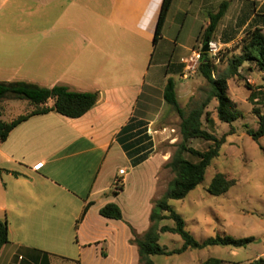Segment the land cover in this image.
Instances as JSON below:
<instances>
[{
	"label": "crops",
	"instance_id": "0c3cea01",
	"mask_svg": "<svg viewBox=\"0 0 264 264\" xmlns=\"http://www.w3.org/2000/svg\"><path fill=\"white\" fill-rule=\"evenodd\" d=\"M222 1L173 0L155 43L164 0H0V82L100 93L80 118L36 116L0 142V212L10 237L0 264H52L55 239L89 202L76 230L98 234L97 241L85 243L78 264L88 257L93 264H141L133 231L145 234L168 189L159 195L170 155L156 147L177 140L165 87L184 73L181 59L205 46L202 36ZM254 1L261 9L264 0H235L231 7L250 11ZM224 18L212 41L217 45L232 42L222 36ZM109 203L121 208L122 220L100 215ZM93 209L99 217L89 224Z\"/></svg>",
	"mask_w": 264,
	"mask_h": 264
},
{
	"label": "rangeland",
	"instance_id": "374dc122",
	"mask_svg": "<svg viewBox=\"0 0 264 264\" xmlns=\"http://www.w3.org/2000/svg\"><path fill=\"white\" fill-rule=\"evenodd\" d=\"M262 11L259 9V13H264ZM251 16L253 17L252 10L248 11L241 4H234L227 17L222 21L220 25L222 36L232 37L233 40L229 45L221 43V45H217L219 51L215 56L214 53H211V56L215 58L219 72H225L228 64L227 58L232 54L230 51L235 49L243 38L247 30V27L242 28L243 23ZM251 66L243 67V80L239 78L229 80V96L237 109L243 113V118L232 125L221 122L217 116L218 103L216 100H212L206 109L214 122L207 123L205 116L203 117L204 129L210 131L217 138L230 134L232 129L235 130V134L227 137V143L223 145L219 157L214 159L208 168L204 183L192 191L185 200H173L170 204L182 215L186 222V229L200 242L218 234L229 235L237 239L254 237L256 241L242 248L210 246L172 256L158 255L152 257L155 264H200L209 258L221 259L227 264H250L257 259H264V137L256 142L244 130L246 124L254 129L258 127L257 117L253 113L254 108H258L264 113V99L262 98L264 96V79L263 74L256 67ZM197 71L187 74V78H182L184 75L182 73L181 77L175 79L179 103L186 111H190L204 102L210 90L207 80ZM248 86L260 95L257 94L255 101L250 100L252 91ZM32 110L33 106L27 100L5 99L0 104V119L12 121ZM169 113L173 115L169 124L175 130L172 134L177 137V140L175 143L169 140L159 143L156 152L168 153L171 158L178 144L181 143L179 130L181 119L171 107ZM211 144L204 140L190 141V145L200 151L207 150ZM186 157L194 163L198 162L190 155H186ZM217 173H224L228 177L236 179V184L219 197L208 192ZM135 178L136 175L133 176V179ZM173 178V173L165 165L160 173L159 195L166 190ZM131 183L133 186L134 182ZM4 214L3 211L0 212V217L4 218ZM98 217L99 213L97 214L96 209H93L89 224L96 223ZM78 218L79 216L66 221L68 229L62 230L60 239H55L58 244L54 245L55 259L52 264H78L77 261L81 262V251L85 243L97 241L98 234H88L84 233L85 231L79 234V231L76 230ZM161 225L175 226V222L168 220L162 222ZM99 237H102V234ZM183 243L182 238L177 234L161 235L160 244L168 250L180 249ZM86 254L87 252L84 253V257ZM87 259L85 264H93L91 257Z\"/></svg>",
	"mask_w": 264,
	"mask_h": 264
},
{
	"label": "trees",
	"instance_id": "16d2710c",
	"mask_svg": "<svg viewBox=\"0 0 264 264\" xmlns=\"http://www.w3.org/2000/svg\"><path fill=\"white\" fill-rule=\"evenodd\" d=\"M233 1L235 0H223L219 6L218 12L211 14L210 24L202 36V43L204 45L210 44L213 41L217 28L221 20L226 16ZM239 1L246 2L250 0ZM172 2L173 0H164L163 2L155 34V43H157L162 36L163 27ZM252 4L253 7L251 10L256 17L248 25L243 38L237 44L236 48L230 51L232 54L227 58L228 64L225 72H219L215 64V58H213L209 52H202V59L197 72L206 79L210 85L208 97L204 102L198 104L192 110L186 111L179 103L177 81L174 78H169L166 84L165 101L181 119L179 125L181 143L178 144L176 151L166 164V167L173 173L174 178L170 182L163 197L155 203L154 209L150 215V228L143 236H138L135 231H133L134 238L132 239V243L139 249L141 264H155L152 257L158 255L172 256L175 254H182L188 250H201L210 246L242 248L256 241L254 237L237 239L229 235L218 234L215 237L200 242L186 229V222L182 215L170 204L173 200H185L192 191L204 183L207 170L214 159L219 157L223 145L227 143V137L235 134V130L232 129L230 134L217 138L210 131L204 129V116L207 123L214 122L210 113L206 112L211 101L216 100L218 103L216 110L219 120L223 123L232 125L234 122L243 118V113L237 109L235 103L229 96V80L232 78L243 80L242 69L246 64L256 67L263 74L264 79V13H259L258 6L260 2L254 1ZM261 9L263 10L262 12H264V4ZM231 40L233 39H230V41ZM248 88L252 91L250 100L255 101L259 95L258 92L257 95L250 86H248ZM262 98L264 99V96ZM5 99L27 100L29 104L33 106V110L18 116L12 121H3L0 119L1 143L7 141L11 133L18 126L36 116L47 115L52 112L74 119L84 116L97 105L100 99V93L74 92L63 85L45 88L27 82H0V104ZM253 113L257 117L258 127L254 129L246 124L244 125V130L254 141L259 142L260 139L264 137V113L258 108H254ZM192 140H204L212 144L207 150L200 151L190 145V141ZM186 155L196 158L198 162L194 163L192 160L188 159ZM2 171L3 170L0 168V172ZM14 175L18 176L19 174L14 173ZM235 184L236 179L230 178L224 173H217L208 188V192L213 196L219 197L227 193ZM122 189L123 187L121 186L119 190ZM91 205L92 202L85 205L81 216L76 221V229H78L80 223L84 220ZM100 215L107 219H123V212L115 203H109L101 208ZM168 220L174 221L175 226H161L162 222ZM166 233L179 235L184 242L183 246L180 249L172 251L162 246L160 244L161 235ZM9 242L8 220L7 218H3L0 219V252ZM77 263H79V261H77ZM44 264H48L47 261ZM200 264L227 263L221 259L209 258ZM250 264H264V259H257Z\"/></svg>",
	"mask_w": 264,
	"mask_h": 264
},
{
	"label": "built area",
	"instance_id": "2783aa9c",
	"mask_svg": "<svg viewBox=\"0 0 264 264\" xmlns=\"http://www.w3.org/2000/svg\"><path fill=\"white\" fill-rule=\"evenodd\" d=\"M210 47V54L214 53V56L219 51L218 46L215 42H211L209 44ZM212 55V54H211ZM202 59V48L194 49L191 51V53L188 56H185L181 59V63L185 67L184 75L182 78H187V74H190L192 71L196 72L199 68L200 61ZM43 163H39L33 167L35 171H39L43 167ZM121 174H124V171H121ZM123 182L119 179H117L115 184V189L119 190L122 186Z\"/></svg>",
	"mask_w": 264,
	"mask_h": 264
},
{
	"label": "water",
	"instance_id": "95a60500",
	"mask_svg": "<svg viewBox=\"0 0 264 264\" xmlns=\"http://www.w3.org/2000/svg\"><path fill=\"white\" fill-rule=\"evenodd\" d=\"M202 52H203V53H208V52H210L209 44H206V45L202 48Z\"/></svg>",
	"mask_w": 264,
	"mask_h": 264
}]
</instances>
